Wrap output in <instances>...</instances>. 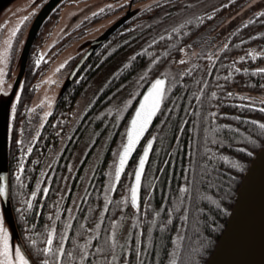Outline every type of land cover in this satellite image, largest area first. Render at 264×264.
<instances>
[{"label":"snow or ice","instance_id":"1","mask_svg":"<svg viewBox=\"0 0 264 264\" xmlns=\"http://www.w3.org/2000/svg\"><path fill=\"white\" fill-rule=\"evenodd\" d=\"M193 4H188L192 8ZM223 7V5H221ZM147 8V5H145ZM102 11V9H97ZM208 16L209 13H202ZM211 15H215V9H212ZM264 15V8L255 13L256 17ZM195 19L197 23H202L199 16L193 14L188 19L176 24L168 30H163V35H157L151 39V44L155 45L157 41L185 37L191 31L186 25L191 24ZM21 20L17 25L9 29V34L4 37L0 45V83L4 80V73L7 71L6 65L9 61V55L13 47V38ZM243 27V25H242ZM257 36H264V33L257 32ZM199 43L198 38H194L185 47L179 48L180 53L185 55L175 63L184 65L186 61L192 58L199 59L195 51H191L195 44ZM169 44L167 49L160 51L154 56L152 51L142 48L141 53L147 52L150 59L146 67L141 70V75L135 81L136 87L139 88L141 81L150 77L153 72H159L160 64L163 58L169 55ZM228 47L224 44L217 51L223 52ZM191 53L190 55L188 53ZM264 56V51L249 49L247 55L238 56L240 61L250 57L256 60L257 57ZM209 62L215 60V57L209 55ZM35 63L39 65L41 59L37 58ZM132 63L131 60L127 67ZM172 61H169L171 64ZM62 66V65H61ZM155 66V67H154ZM199 65L189 63L188 67L183 68L176 74H172L170 68H165L163 72L155 75L150 80L147 90L143 92L142 98L139 99L138 105L134 107V113L124 127L120 143L112 149L113 160L109 168L103 173L106 177L101 182L102 192L97 193V198L102 195L103 202L98 206L87 207L81 215L73 210L75 207L80 209V204L73 199L72 206H65L67 217L61 221V213L65 208L60 207L63 203V196L57 195L59 203L53 205L55 212H48L46 216L48 223L43 226L42 232H36V225L33 224L32 231H25L23 238L28 247H23L20 243H13L11 232L5 225V217L0 210V264H218L216 256L220 254L224 247L229 243L231 237L221 238L219 244L215 241V236L223 229L219 218L226 215H235L234 210H230L228 203L233 196V189L238 180V175L246 170L252 175L254 169H249L248 164L243 158H238L236 154H228L226 147H237V153H244L247 157H258L261 166V183L264 184V119H252L247 116L231 115V119L236 122H243L246 128L237 126L236 123H220L218 117H228L230 113L220 111L219 103H215L219 97V89L222 85H216L210 92L206 90L209 87L207 79L201 76L199 79L193 78L190 83H185L183 77L191 76L190 69H195ZM235 72L255 73L264 78V67L259 68H241L232 64ZM210 71V69H205ZM232 70H229L228 76H233ZM177 86L188 90L191 86H197L195 91L181 92ZM123 87V86H122ZM264 88V85H260ZM176 89V95L171 93ZM4 89L0 87V92ZM226 97H238L242 100L249 101L238 105L240 108L259 110L264 112V99L257 100L251 95H244L241 92L227 91ZM187 97L188 103L181 105L179 99ZM20 98V92H16V100L11 104V112L14 117L16 113V104ZM135 96L129 97L120 107L108 106L99 116H114L111 127L116 128L121 122V118L129 105L133 104ZM171 101V103H169ZM194 102V103H193ZM48 105L52 100H47ZM207 105V107H205ZM183 107L184 115L178 117V124L175 129L174 139L177 147L180 144L181 134L189 132L192 139L188 143L187 155L188 163L183 166V182L179 183L175 189L171 188L161 197V202L154 206L156 185L160 177L155 175L159 170L164 172L165 169L153 167V174L149 175L146 171V164H149V155L153 150L154 141L159 137L163 145L164 139L168 137L169 121L175 115L176 109ZM92 108L88 104L84 108L87 112ZM28 111H31L29 109ZM48 111L41 114V118L46 119ZM164 117V119H160ZM154 118L159 120V124L154 123ZM108 125L109 121H103ZM191 123V128L186 126ZM150 126L155 127L156 131H151ZM12 125L9 123V138H11ZM23 134L24 129H20ZM148 133V136L145 134ZM37 131L31 137L27 145V150L21 152L19 160L16 163L14 172L15 185L11 186L6 180V174L0 173V198L7 200L10 194L17 195L16 187L23 188L25 168V157L33 151V144L37 142L40 136ZM59 135V133H57ZM101 133L96 132L95 136L99 137ZM112 136L109 131L108 138ZM145 138L146 143L142 144V152L138 155V161L134 164L132 171L127 175L130 177L127 183L123 182L122 176L126 172V166L129 163L137 145L141 139ZM63 143V137H61ZM24 141L16 140V144L23 145ZM159 154L160 149L155 150ZM165 164L168 161H164ZM221 165L225 169H221ZM73 165H68L69 170ZM41 174L45 171L40 169ZM95 174L97 169L92 166ZM226 177V179H222ZM90 179V178H89ZM169 182L171 177H168ZM84 178H81L83 183ZM146 181V182H145ZM123 194L114 197L113 193L117 190ZM44 194L49 193L50 189L45 185L41 189V180L36 179L35 189L30 192L27 199L18 200L17 213L20 219L24 220V214L27 211H33L34 215L40 213L34 211V199L38 191ZM242 191V190H241ZM21 195L23 193H20ZM243 194V192H242ZM88 186L85 185V197L87 199ZM98 207V218L93 219L94 208ZM130 208L133 211L131 215V228H125L126 221L125 209ZM119 212L115 219H109V228L101 233V224L105 219V214L109 211ZM178 221V223H177ZM93 226L89 227L88 224ZM27 227V223H25ZM158 229V235L154 230ZM120 232H124V239L121 242ZM146 233V236H145ZM225 236L228 237L227 231ZM195 237V240H193ZM215 248L212 259H207L209 251ZM258 264H264V251L261 253Z\"/></svg>","mask_w":264,"mask_h":264},{"label":"trees","instance_id":"2","mask_svg":"<svg viewBox=\"0 0 264 264\" xmlns=\"http://www.w3.org/2000/svg\"><path fill=\"white\" fill-rule=\"evenodd\" d=\"M64 1L66 0L61 1L50 12L46 23H50L51 21H54L56 19L59 14L60 6L64 3ZM131 1L135 11L126 18L122 17L120 19L121 21L110 30L108 36L102 42L95 46L93 54L89 57L90 61H88L91 62L92 67L95 66V68L90 73H85L77 81H74L72 83L70 82L71 84L68 83V85L65 87V89L55 102V105L50 111L48 117L43 122L40 130V137H38L37 142L33 144V151L25 157V168L23 171L24 186L23 188H20L18 186L16 187L15 191L17 195L15 197H13L11 194L9 196L12 228L15 232L18 243H20L25 248H27L28 245L23 238V233L25 231L31 232L33 230L31 226L33 224L36 225V232H42L43 226L48 223L46 213L55 212V208L53 207V205L59 203V201L57 200V195L61 194L63 183L69 169L68 165H70L71 157L76 150L75 147L78 141L75 143V140H79L81 136H83V134L87 130H89L92 123L96 124L97 116L99 115V113L113 103L115 96L120 93L121 87L125 86L126 82L129 79V76L133 75L136 72V68L139 67V69H142L143 67H146L150 59L154 58L155 55H158L160 51L167 49L169 44L174 45L173 48L168 49L169 55L158 62L160 64L159 72H153L150 77L143 80V89L141 91L142 93L147 88V86H149L150 80L155 78V75L163 72L165 68L176 67V57L180 55L179 48L185 47V45L193 40V38L197 37L206 28L220 19L227 10L233 8L236 5H239L244 0H228L223 3L217 0H192L194 5L192 8L187 7V5L189 4L188 2H191V0H186L180 4L181 6L179 5V7L181 8L178 11L168 10L167 14L162 18L159 17L160 19L158 21L157 18L151 20L149 23L145 22L144 19L140 21L138 20L140 18H144V16L146 17L148 15L149 9L155 7L159 0L153 2L152 4H148L146 1L145 3H142V5H147V8L140 4H134L136 1L139 2L143 0ZM175 1L176 0L172 2ZM221 5H223V7H221ZM158 7L159 6H157V8ZM212 9H215V15H211ZM176 12L180 15L179 20L176 17H173L174 13ZM205 12L209 13V15H202V13ZM193 14L199 16L202 23H197V21L193 19L191 24L186 25L188 29H191L187 36L179 37L177 35L175 39L166 38L163 41H157L155 45L151 44V39H155L157 35H163V30H168L172 27H175L176 24L183 22ZM162 21H164L166 24L162 23ZM134 24H137V26H133ZM242 25L230 33L229 37L225 41V44H228V47L224 49L223 52H200L198 54L199 59L194 58L191 61V64L199 66L195 69H190L192 75H186L182 79L185 81V83H190L193 78L199 79L201 76H203V78L207 79L209 82V87L206 90L207 92H210L213 88H215L216 85H222L223 87L218 90L220 95L215 103H219L220 111L230 113V115L228 117H218V122L236 123L237 126L246 128L250 127V125L246 126L242 121H233L231 119V115L247 116L252 119H264V112L253 109L240 108L238 105L245 103V100H242L238 97L229 98L226 97L224 93L227 91L241 93L249 92L261 94L264 96V88L260 87V85H264V78H262L258 74L251 72H235V70L231 67L233 63L236 65V67L248 69L257 68V66L264 65V56L257 57L256 60H252L250 57L246 58L243 61L237 59L238 56H246L249 49L264 51V36L256 35L257 32L264 33V15L260 17L255 16ZM123 37H127L126 39L128 40H121V38ZM41 41L42 40L40 39V36H38V38L33 41L30 48V52L25 65L22 84L20 87V98L17 101L16 113L13 117V123L10 133L11 138H9V142L7 145V170L8 183L10 187L15 185V178L13 174L15 172L16 163L19 160V156L21 152L26 151L25 149H19V145L16 144L18 128L25 115L27 104L34 95L35 82L48 65V60H42L39 65L35 63L37 59V50L41 47ZM137 45L139 46V49H135L136 53L132 58L134 62L130 64L131 69L130 67L125 68L126 70L123 73H121L120 71V74H117L116 76L111 78V80L100 91L95 101L92 103L90 112L85 113V115L89 114L90 116H92L93 121L87 124L89 121V117L86 118L87 120H84L81 117V123L79 124L77 122L70 132L72 137L69 138L68 142L63 145L59 153H57L56 156L52 159L47 171L44 173L45 180L43 182L44 186L47 185L50 191L47 194H44L42 190L38 191L37 197L33 198L34 211L40 214L34 215L33 211H27L24 214L25 218L22 221L20 219V214L16 211V208L19 206L18 200L29 198L30 192L35 189L36 179L39 176L41 166L46 159L47 152L49 151L50 147L52 148L53 142L59 140V138L62 137L64 131L68 127V113L71 111V107L75 98L86 92L90 80L95 76L98 70L109 61L108 59H111L116 54L123 53L130 48H133L134 50ZM142 48H146L147 51H152L154 53V56L150 58L148 57L147 52L141 53L140 50ZM209 55L214 56L215 60L209 62L207 60V57ZM169 61H172V63L169 64ZM177 69L178 70H176L174 74H176L178 71H182L183 66L177 67ZM205 69H210V71H205ZM229 70H232L234 73V75L231 77L228 76ZM124 73H127L128 76H126ZM177 87L183 93L185 91H195L197 86H191L188 90H185L180 86ZM141 93L139 94V96L141 95ZM171 95H176V89H173ZM139 96L136 97L135 102ZM169 103H171V101H169ZM179 103L181 105L188 103L187 97L184 96L183 98L179 99ZM205 107H207V105H205ZM175 111L177 115L173 116L169 121V127L167 129L168 137L164 139L163 145L161 144L159 137L156 141H154L153 150L150 152L149 156L150 162L146 166V171L149 175L153 174V167L157 169H165L164 172H160L159 170L155 172V175L159 176L161 179L156 185L155 199L153 200L154 206L158 205L161 202L162 195L165 192L169 191V183L171 184V188L175 189L179 183L183 182V166L186 165L189 160L187 149L188 143L192 139V137L190 136L189 132L185 131L181 134L180 144L182 145V147L176 146V141L174 139V135L176 134L175 129L179 122L178 117H182L184 115V109L183 107H180ZM160 119H164V117H160ZM154 123L159 124V120L155 119ZM186 127L190 129L191 123H189ZM150 129L153 132L156 131L155 127L151 126ZM117 131L118 130L115 128L114 134L115 132L117 133ZM57 133H59V135H57ZM142 144L139 146L138 150L136 151L126 169L125 174L122 177V180L125 183H127L130 179L127 173L132 171L134 164L138 160V155L142 149ZM110 145V143L107 144V147L102 154V158L96 167L97 171L95 174H93V177L91 178L88 185L87 199H84V195L80 203V209L76 211L77 215H81L84 211H86L87 207L98 206L103 202L102 195L97 198V193L102 192L101 182L106 179L103 173L109 168L110 162L112 161L110 159L114 158L109 151ZM156 149H160L159 154H157V152L155 151ZM223 150L230 155L236 154L238 155V158H243L248 166L254 158L247 157L244 153H237L236 146L226 147ZM164 161H168V163L165 164ZM221 169L224 170L225 166L221 165ZM246 171L238 175V180L235 183V188L233 189L232 199L228 203L230 210H232L234 206L237 190L240 187V182ZM168 177H171L170 182ZM222 179H226V177H222ZM42 188L43 186L41 185V189ZM20 193L23 194L21 195ZM121 194L123 193L119 191V189L115 193H113L114 197L117 198ZM63 205L60 204V207L65 208ZM64 212L65 211L61 213V221H59L58 224L62 223V220L65 217ZM92 215L93 219L98 218V207L94 208V212ZM118 215V211L116 213H113L111 210L105 214V219L102 222L100 229L102 234L106 229L109 228V219H115ZM228 218L229 215H226L222 218L218 217L220 224L223 225V229L216 234L214 238L216 243L218 242L226 226ZM25 223H27V227L25 226ZM88 226L92 227L93 224L89 223ZM131 227L132 223L130 220L129 228ZM154 234L158 235V229L154 230ZM193 240H195V237H193ZM213 250L214 248L209 251L207 259H209V257L211 256Z\"/></svg>","mask_w":264,"mask_h":264},{"label":"rangeland","instance_id":"3","mask_svg":"<svg viewBox=\"0 0 264 264\" xmlns=\"http://www.w3.org/2000/svg\"><path fill=\"white\" fill-rule=\"evenodd\" d=\"M145 1L148 4H152L158 0L136 1L134 4L142 5ZM172 1L174 0H159L155 7L149 9L148 15L140 18L138 21L144 19L145 22L149 23L151 20L157 18L158 21L160 19L159 17L162 18L165 16L168 10L178 11L181 8L179 5L186 0ZM217 1L223 3L228 0ZM55 3V0H0V45H2L4 37L9 34V29L15 27L17 23L23 20V23L20 24L17 30L16 36L13 38V47L9 55L8 64L6 65L7 71L4 73L3 82L0 83V87L4 89L3 92H0V143L3 138H5L7 144L9 142L8 125L9 123L11 125L13 123L11 104L16 100V92H20L26 57L30 52L31 43L38 36H40L42 41L36 56L41 61L48 60V65L35 82L34 95L27 104L25 115L18 128L17 140L24 141L23 145H19V149L25 150H27V145L31 141V137L37 131L40 132L41 130L43 122L45 121V119L42 120L41 114L45 111L50 113L55 102L65 89L72 65L78 62L89 49L96 45L99 38L107 32V29L117 25L122 17H128L135 11L131 0H66L60 6L56 19L50 23H46L50 12L58 5V3L56 5ZM188 3L193 4V1L191 0ZM157 6L159 7L157 8ZM262 8H264V0H244L239 5L227 10L220 19L195 37L199 39V43L195 44L191 51H195L197 54L202 51H209L211 53L217 51L218 48L223 47L232 31L255 17V13ZM97 9H102V11L98 12ZM173 17L179 20L180 15L176 12ZM162 23L165 22L162 21ZM133 26H137V24ZM126 38L123 37L121 40H128ZM135 49H139V46L137 45L134 50L130 48L108 59L109 61L90 80L86 92L75 98L71 111L68 113V127L64 131L65 135L64 133L62 135L63 143L61 142V138L53 142L52 148L50 147L46 159L41 166L45 171L43 174L40 171L38 177L43 187L45 180L44 173L47 171L52 159L59 153L63 145L68 142L69 138L72 137L70 133L72 128L86 113L84 108L88 104H91L111 78L120 74V71L123 73L126 70L125 68L130 67L131 69L130 65L127 67H124V65L128 64L129 60L134 62L132 58L136 53ZM188 54L190 55L191 53L189 52ZM184 55L185 53H180L176 57V61L180 60ZM193 59L186 61L184 65L176 63L175 68H170L171 73L174 74L178 70L177 67H188ZM259 67H264V65L257 66V68ZM141 70L137 67L133 75L129 73L128 81L125 86L121 87L120 93L115 96L111 106L120 107L129 95L139 96L143 89V81H141L139 88L136 87L135 81L139 79ZM124 74L128 76L127 73ZM242 94L251 95L257 100L264 99V96L261 94L249 92ZM48 99L52 100L50 106L47 103ZM248 102L246 101L245 103ZM134 105L135 99L133 100V104L129 105L128 109L123 113L121 122L116 127L118 130L117 133L115 132L114 134L115 128L111 127L114 116H108L107 114L104 116L98 115L96 124L92 123L89 130L79 140H75V143L78 142L76 143V150L70 160V165H73V167L67 171L60 194L63 196L62 205L64 204V207L66 205L72 206L73 199L77 203H81L85 195V185H89L94 174L92 166L95 165L97 167L108 143L111 144L109 147L111 154L112 149L116 148L120 143L121 133ZM29 109L31 111H28ZM103 121H109L110 123L105 125ZM21 128L24 129L23 134L20 132ZM110 130L112 136L109 139ZM96 132L101 133V135L96 137ZM110 160H113V158ZM81 178H84L83 183L81 182ZM0 210L4 213L5 225L11 232L13 243H17L15 232L11 226L9 198L7 200L0 198ZM73 210L75 212L77 211L75 207H73ZM132 211L130 208L125 209V228H129ZM64 214V218H66V208ZM119 235L121 242H123L124 232H120Z\"/></svg>","mask_w":264,"mask_h":264},{"label":"water","instance_id":"4","mask_svg":"<svg viewBox=\"0 0 264 264\" xmlns=\"http://www.w3.org/2000/svg\"><path fill=\"white\" fill-rule=\"evenodd\" d=\"M55 2L56 5L60 2V0H55ZM114 26H111L109 29H107V32L99 38L96 45H98L108 36L110 30ZM95 46L89 49L86 54L76 63L70 73L68 82L73 80L86 60L93 53ZM28 55L29 53L27 54L26 61ZM146 90L147 88L144 91ZM141 98L142 95L139 99ZM138 102L136 105H138ZM133 113L134 110L132 114ZM145 135H147V133ZM143 139L144 138L142 137L141 142ZM140 144L137 145L132 157L134 156ZM7 145L8 144L6 143L5 138H3L0 143V173L6 174V180L8 182ZM132 157H130L129 163ZM249 169H254V172L252 175H249V172L246 171V173L243 175V178L240 182V187L237 190L236 201L232 208V210L235 211V215H229L226 226L217 242V244H219L222 237H225V239L231 237V240L224 247V250L216 256L218 264H258L261 253L264 251V184L261 183L260 179L261 166L258 157H254L252 159ZM226 231L228 233V237L225 236ZM214 253L215 248L209 259L213 258Z\"/></svg>","mask_w":264,"mask_h":264},{"label":"flooded vegetation","instance_id":"5","mask_svg":"<svg viewBox=\"0 0 264 264\" xmlns=\"http://www.w3.org/2000/svg\"><path fill=\"white\" fill-rule=\"evenodd\" d=\"M88 61H90V59L88 58L87 59V61L84 63V65L81 67V69L79 70V72L77 73V75L74 77V79L71 81V83L72 82H74V81H77L81 76H83L85 73H90L91 71H93V69L95 68V66L94 67H92V63L91 62H88ZM75 64V63H74ZM74 64L72 65V67H74ZM71 69H73V68H71ZM70 83V84H71ZM74 90V89H73ZM141 96V95H140ZM139 96V97H140ZM97 97V96H96ZM96 97L94 98V100L91 102V104L95 101V99H96ZM139 97L137 98V100H136V102H135V105L137 104V101H138V99H139ZM135 105H134V107H135ZM134 109V108H133ZM133 111V110H132ZM87 112H90V109L87 111ZM86 112V113H87ZM132 113V112H131ZM87 117H89V121L88 122H92L93 121V118H92V116H90L89 114H84L83 116H82V119H84V120H87L86 118ZM81 120V119H80ZM78 121V123L80 124L81 123V121ZM127 124V123H126ZM126 126V125H125Z\"/></svg>","mask_w":264,"mask_h":264}]
</instances>
